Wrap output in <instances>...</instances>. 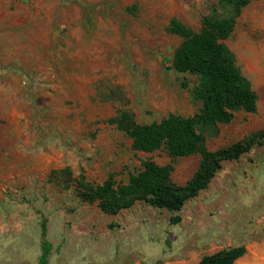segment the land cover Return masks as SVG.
I'll use <instances>...</instances> for the list:
<instances>
[{
	"label": "rangeland",
	"instance_id": "374dc122",
	"mask_svg": "<svg viewBox=\"0 0 264 264\" xmlns=\"http://www.w3.org/2000/svg\"><path fill=\"white\" fill-rule=\"evenodd\" d=\"M218 0H0V264H197L263 232L264 144L224 161L207 188L177 212L137 202L117 214L81 202L49 181L73 177L126 183L150 160L183 185L200 157L133 150L111 120L137 124L189 117L197 78L171 69L180 38L172 18L198 31ZM256 94L205 145L214 151L264 129V0L242 8L224 41ZM186 84V88L181 87ZM179 217L172 224L171 218Z\"/></svg>",
	"mask_w": 264,
	"mask_h": 264
},
{
	"label": "trees",
	"instance_id": "16d2710c",
	"mask_svg": "<svg viewBox=\"0 0 264 264\" xmlns=\"http://www.w3.org/2000/svg\"><path fill=\"white\" fill-rule=\"evenodd\" d=\"M251 1L218 0L211 13L202 19L198 31L176 18H172L166 28L169 34L181 40L173 52L171 69L197 78L190 91L192 100L201 103L197 113L189 117L170 114L150 124H137L123 113L110 121L131 139L133 150L152 153L164 149L171 160L199 155L198 167L189 180L178 185L171 180L170 164L159 166L147 160L126 183H118L109 175L102 183L94 184L82 175L73 177L68 167L51 170L49 181L59 188L71 189L81 202L94 203L106 214H117L137 202L177 212L187 200L207 188L222 162L237 160L252 147L264 144L262 129L214 151L205 145L206 139L216 137L219 127L230 123L235 113L256 110V94L224 43L233 32L242 8ZM181 87L186 88V84L181 83ZM179 220L177 216L171 218L172 224ZM46 235L47 219L43 216L40 222L42 255L38 264H45L51 249ZM244 252L243 246L229 247L203 256L197 264H235Z\"/></svg>",
	"mask_w": 264,
	"mask_h": 264
},
{
	"label": "crops",
	"instance_id": "0c3cea01",
	"mask_svg": "<svg viewBox=\"0 0 264 264\" xmlns=\"http://www.w3.org/2000/svg\"><path fill=\"white\" fill-rule=\"evenodd\" d=\"M233 246H243L245 249L244 254L235 260V264H264V223L263 232L251 238L240 239Z\"/></svg>",
	"mask_w": 264,
	"mask_h": 264
}]
</instances>
